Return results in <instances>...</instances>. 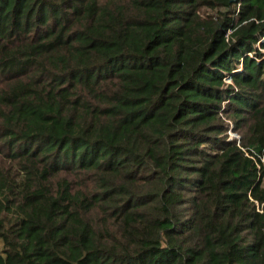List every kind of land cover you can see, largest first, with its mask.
<instances>
[{
  "label": "trees",
  "instance_id": "16d2710c",
  "mask_svg": "<svg viewBox=\"0 0 264 264\" xmlns=\"http://www.w3.org/2000/svg\"><path fill=\"white\" fill-rule=\"evenodd\" d=\"M0 264H264V0H0Z\"/></svg>",
  "mask_w": 264,
  "mask_h": 264
},
{
  "label": "built area",
  "instance_id": "2783aa9c",
  "mask_svg": "<svg viewBox=\"0 0 264 264\" xmlns=\"http://www.w3.org/2000/svg\"><path fill=\"white\" fill-rule=\"evenodd\" d=\"M230 33H231V31H230L228 34H230ZM225 81H226L228 84L231 83V79H230V78H226Z\"/></svg>",
  "mask_w": 264,
  "mask_h": 264
},
{
  "label": "rangeland",
  "instance_id": "374dc122",
  "mask_svg": "<svg viewBox=\"0 0 264 264\" xmlns=\"http://www.w3.org/2000/svg\"><path fill=\"white\" fill-rule=\"evenodd\" d=\"M230 134H231V136H233V137L235 136V134H234L233 132H230Z\"/></svg>",
  "mask_w": 264,
  "mask_h": 264
}]
</instances>
